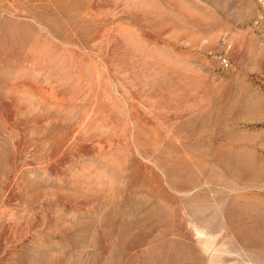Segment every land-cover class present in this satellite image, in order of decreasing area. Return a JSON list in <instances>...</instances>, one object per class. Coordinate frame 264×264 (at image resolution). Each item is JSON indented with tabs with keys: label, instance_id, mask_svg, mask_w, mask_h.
I'll return each mask as SVG.
<instances>
[{
	"label": "rangeland",
	"instance_id": "374dc122",
	"mask_svg": "<svg viewBox=\"0 0 264 264\" xmlns=\"http://www.w3.org/2000/svg\"><path fill=\"white\" fill-rule=\"evenodd\" d=\"M0 264H264V0H0Z\"/></svg>",
	"mask_w": 264,
	"mask_h": 264
}]
</instances>
